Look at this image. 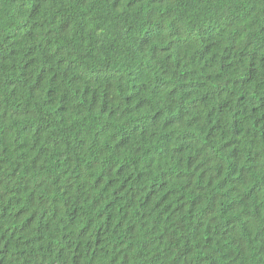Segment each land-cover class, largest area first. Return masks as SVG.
<instances>
[{
  "label": "trees",
  "instance_id": "obj_1",
  "mask_svg": "<svg viewBox=\"0 0 264 264\" xmlns=\"http://www.w3.org/2000/svg\"><path fill=\"white\" fill-rule=\"evenodd\" d=\"M0 264H264V0H0Z\"/></svg>",
  "mask_w": 264,
  "mask_h": 264
}]
</instances>
